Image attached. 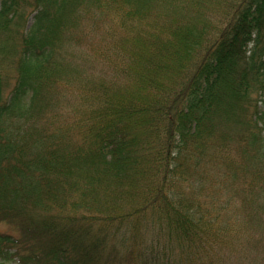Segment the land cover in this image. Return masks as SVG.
Here are the masks:
<instances>
[{
    "label": "trees",
    "instance_id": "1",
    "mask_svg": "<svg viewBox=\"0 0 264 264\" xmlns=\"http://www.w3.org/2000/svg\"><path fill=\"white\" fill-rule=\"evenodd\" d=\"M0 264H264V0H0Z\"/></svg>",
    "mask_w": 264,
    "mask_h": 264
},
{
    "label": "rangeland",
    "instance_id": "2",
    "mask_svg": "<svg viewBox=\"0 0 264 264\" xmlns=\"http://www.w3.org/2000/svg\"><path fill=\"white\" fill-rule=\"evenodd\" d=\"M0 228H5L4 226H0ZM7 264H16V261L11 262V263H7Z\"/></svg>",
    "mask_w": 264,
    "mask_h": 264
}]
</instances>
